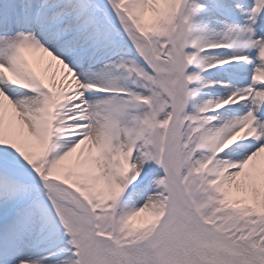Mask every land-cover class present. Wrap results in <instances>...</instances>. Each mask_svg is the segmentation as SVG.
<instances>
[{
    "label": "snow or ice",
    "instance_id": "obj_1",
    "mask_svg": "<svg viewBox=\"0 0 264 264\" xmlns=\"http://www.w3.org/2000/svg\"><path fill=\"white\" fill-rule=\"evenodd\" d=\"M0 264H264V0H0Z\"/></svg>",
    "mask_w": 264,
    "mask_h": 264
}]
</instances>
